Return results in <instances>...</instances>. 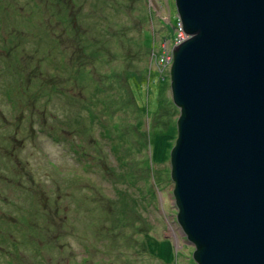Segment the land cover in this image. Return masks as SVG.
Instances as JSON below:
<instances>
[{
  "label": "rangeland",
  "instance_id": "1",
  "mask_svg": "<svg viewBox=\"0 0 264 264\" xmlns=\"http://www.w3.org/2000/svg\"><path fill=\"white\" fill-rule=\"evenodd\" d=\"M180 26L175 0H0V264H196L153 70Z\"/></svg>",
  "mask_w": 264,
  "mask_h": 264
},
{
  "label": "water",
  "instance_id": "2",
  "mask_svg": "<svg viewBox=\"0 0 264 264\" xmlns=\"http://www.w3.org/2000/svg\"><path fill=\"white\" fill-rule=\"evenodd\" d=\"M175 5V221L196 264H264V0Z\"/></svg>",
  "mask_w": 264,
  "mask_h": 264
},
{
  "label": "trees",
  "instance_id": "3",
  "mask_svg": "<svg viewBox=\"0 0 264 264\" xmlns=\"http://www.w3.org/2000/svg\"><path fill=\"white\" fill-rule=\"evenodd\" d=\"M62 1V0H61ZM68 27H65L64 28V32H67V30H68V35H71L72 33H73V30H72V28H71V26L70 25H67ZM58 28V27H57ZM52 35L54 36V38L55 39H58L59 38V36L60 35H62V33H61V31H59V29H56V27H53V31H52ZM152 54H155V57H156V53L155 52H153ZM160 54H162V51H161V49H160V52H159V55ZM158 55V56H159ZM63 59V56L61 55V60ZM72 60V59H71ZM152 60V59H151ZM65 63L63 62V61H61V63L59 64H57V65H61L60 67H65L66 68V66L64 65ZM154 68H153V70L154 71H156V72H158L159 74H160V76H161V78L163 79L164 78V73H166L167 72V70H169V67H170V64L169 63H162V64H160L159 62H158V60L154 63ZM11 66V65H10ZM12 67V66H11ZM21 78H22V75H21ZM22 90V89H21ZM23 90H25V87L23 88ZM22 90V91H23Z\"/></svg>",
  "mask_w": 264,
  "mask_h": 264
},
{
  "label": "built area",
  "instance_id": "4",
  "mask_svg": "<svg viewBox=\"0 0 264 264\" xmlns=\"http://www.w3.org/2000/svg\"><path fill=\"white\" fill-rule=\"evenodd\" d=\"M180 29H181V31H182V33H183V30H182V28H181V26H180ZM184 36H185V33H184ZM184 36H183V38H184ZM170 58H166V57H164L163 58V56L162 57H160L159 59H158V62L160 63V61L162 62V63H169V60ZM165 60H167V62H164ZM162 63H160V64H162Z\"/></svg>",
  "mask_w": 264,
  "mask_h": 264
},
{
  "label": "bare ground",
  "instance_id": "5",
  "mask_svg": "<svg viewBox=\"0 0 264 264\" xmlns=\"http://www.w3.org/2000/svg\"><path fill=\"white\" fill-rule=\"evenodd\" d=\"M156 56H158V54Z\"/></svg>",
  "mask_w": 264,
  "mask_h": 264
}]
</instances>
